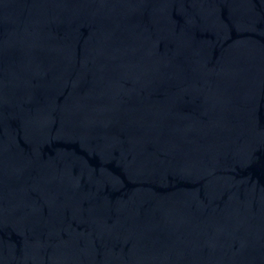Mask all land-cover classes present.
<instances>
[{
	"label": "water",
	"instance_id": "water-1",
	"mask_svg": "<svg viewBox=\"0 0 264 264\" xmlns=\"http://www.w3.org/2000/svg\"><path fill=\"white\" fill-rule=\"evenodd\" d=\"M0 264H264V0H0Z\"/></svg>",
	"mask_w": 264,
	"mask_h": 264
}]
</instances>
